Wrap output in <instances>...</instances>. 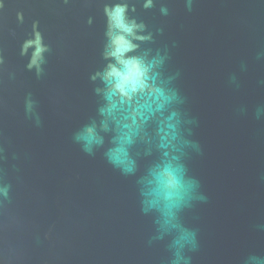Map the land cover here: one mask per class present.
<instances>
[{"label":"water","instance_id":"95a60500","mask_svg":"<svg viewBox=\"0 0 264 264\" xmlns=\"http://www.w3.org/2000/svg\"><path fill=\"white\" fill-rule=\"evenodd\" d=\"M106 2L0 0V264L175 259L172 236L141 209L140 172L123 175L102 149L89 155L76 139L92 118L99 123L91 76ZM154 2L143 9L140 0L137 13L174 77L193 142L187 175L199 182L179 214L197 241L183 255L190 264H243L264 255V0H191V10L189 0ZM34 21L50 48L39 73L27 67L34 45L20 54Z\"/></svg>","mask_w":264,"mask_h":264},{"label":"clouds","instance_id":"9594fccd","mask_svg":"<svg viewBox=\"0 0 264 264\" xmlns=\"http://www.w3.org/2000/svg\"><path fill=\"white\" fill-rule=\"evenodd\" d=\"M139 3L140 0H109L103 6L101 63L91 76L93 81L99 78L95 88L99 94V123L92 118L82 126L76 139L89 155L95 154L94 149H102L107 162L123 175L140 172L137 184L142 211H153L159 231L172 236L167 245L170 251L175 249L171 264H181L182 260L190 264L191 258L183 252L185 248L196 249V232L182 224L179 214L191 205L199 187V182L187 175L184 162L185 149L193 142L185 137L184 121L177 108L182 99L172 86L174 77L164 71L166 57L158 51L152 54L148 46L153 34L137 13ZM154 6V0H143V9ZM187 7L191 10V0ZM160 12L167 15L168 8L161 5ZM17 19L23 21L21 12ZM88 23H92L91 17ZM37 24L38 21L33 22L20 54L23 56L34 45L27 67L35 65L39 73L42 54L50 48ZM140 145L146 148L141 150ZM144 155H152L153 159L143 163ZM250 261L264 264V255H249L243 264Z\"/></svg>","mask_w":264,"mask_h":264}]
</instances>
